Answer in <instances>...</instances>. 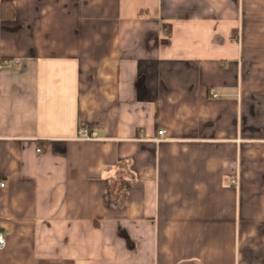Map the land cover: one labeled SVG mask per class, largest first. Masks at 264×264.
<instances>
[{"label":"crops","instance_id":"crops-1","mask_svg":"<svg viewBox=\"0 0 264 264\" xmlns=\"http://www.w3.org/2000/svg\"><path fill=\"white\" fill-rule=\"evenodd\" d=\"M0 181V264H264V0H0Z\"/></svg>","mask_w":264,"mask_h":264},{"label":"trees","instance_id":"trees-1","mask_svg":"<svg viewBox=\"0 0 264 264\" xmlns=\"http://www.w3.org/2000/svg\"><path fill=\"white\" fill-rule=\"evenodd\" d=\"M134 177L135 172L130 160L124 159L119 161L115 167L114 175L105 182V196L107 201L115 207L123 206L127 186Z\"/></svg>","mask_w":264,"mask_h":264},{"label":"built area","instance_id":"built-area-1","mask_svg":"<svg viewBox=\"0 0 264 264\" xmlns=\"http://www.w3.org/2000/svg\"><path fill=\"white\" fill-rule=\"evenodd\" d=\"M14 63L8 62L6 63V66H12ZM163 131L158 132V136H162ZM76 139L80 141H100L101 139L97 136V134L89 129L87 126H80L77 134H76ZM5 182L0 181V189L4 188ZM6 245L5 238L3 235L0 233V250L3 249Z\"/></svg>","mask_w":264,"mask_h":264}]
</instances>
